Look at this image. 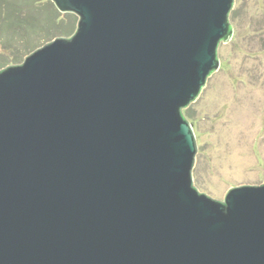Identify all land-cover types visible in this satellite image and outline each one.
<instances>
[{"label":"water","instance_id":"1","mask_svg":"<svg viewBox=\"0 0 264 264\" xmlns=\"http://www.w3.org/2000/svg\"><path fill=\"white\" fill-rule=\"evenodd\" d=\"M75 33L0 71V264H264V183L200 193L184 111L235 0H51Z\"/></svg>","mask_w":264,"mask_h":264},{"label":"rangeland","instance_id":"2","mask_svg":"<svg viewBox=\"0 0 264 264\" xmlns=\"http://www.w3.org/2000/svg\"><path fill=\"white\" fill-rule=\"evenodd\" d=\"M5 1L0 71L11 56L23 61L57 37L62 19L72 33L77 29L78 17L62 14L51 0ZM231 24L234 36L219 47L218 73L184 111L197 141L194 186L220 201L231 188L264 183V0H235Z\"/></svg>","mask_w":264,"mask_h":264},{"label":"trees","instance_id":"3","mask_svg":"<svg viewBox=\"0 0 264 264\" xmlns=\"http://www.w3.org/2000/svg\"><path fill=\"white\" fill-rule=\"evenodd\" d=\"M1 1H5V0H1ZM0 1V2H1ZM6 2V1H5ZM13 12H14V14L15 15H17V11H12V13L11 14H13ZM74 14H72V16H73ZM75 16V15H74ZM73 16V17H74ZM11 17V16H10ZM77 17V16H76ZM79 20V19H78ZM62 21L63 22H61L59 25H58V33H59V35H57V37H55L54 39H51L50 41H48V42H51V41H53V40H55L56 38H69V37H71L74 33H75V31H76V29H75V31L72 33L71 32V28H70V25L67 23V22H65L63 19H62ZM61 32H64V34H61ZM40 48V47H39ZM38 49V48H37ZM37 49H34V51L35 50H37ZM34 51H32V52H34ZM32 52H30L29 53V55L32 53ZM28 56V55H27ZM26 56V57H27ZM25 57V58H26ZM10 59H11V61H10V65L9 66H11V65H17V64H20V63H22L23 61H24V59H23V61H16V59H17V57L16 56H11L10 57ZM15 59V60H14ZM9 66H4V67H2L1 69H4V68H6V67H9ZM186 114V116H187V119H189V120H191L192 119V117L189 115V112H186L185 113ZM192 122V121H191Z\"/></svg>","mask_w":264,"mask_h":264}]
</instances>
